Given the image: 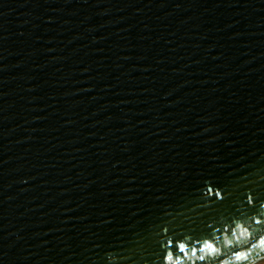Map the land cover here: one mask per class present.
<instances>
[{"label": "water", "instance_id": "1", "mask_svg": "<svg viewBox=\"0 0 264 264\" xmlns=\"http://www.w3.org/2000/svg\"><path fill=\"white\" fill-rule=\"evenodd\" d=\"M261 205L264 0H0V264H264Z\"/></svg>", "mask_w": 264, "mask_h": 264}, {"label": "snow or ice", "instance_id": "2", "mask_svg": "<svg viewBox=\"0 0 264 264\" xmlns=\"http://www.w3.org/2000/svg\"><path fill=\"white\" fill-rule=\"evenodd\" d=\"M216 195L219 197L220 194L217 192ZM222 198V197H221ZM247 203L253 204L254 200L251 195L247 197ZM261 207H264V205H261ZM264 215V213H262ZM255 223L260 224L261 220L257 219ZM237 228H241L242 226L237 225ZM224 231H229V229H224ZM164 232L167 233L168 229H164ZM245 233H248L247 228H243L241 235H244ZM232 236H236L237 232L233 229L231 230ZM159 235V233L157 234ZM147 241V238H146ZM150 243V241H148ZM155 243L160 246V253L159 255L162 258L163 264H181V258H198L201 262L205 261L206 256L203 255V253H208L210 256H214L218 253L217 247L209 240H204L202 243H199L198 246H191L189 247L184 242H181L180 237L176 238H168L164 240H156ZM191 242H189L190 244ZM259 245L262 249H264V237H262L259 241ZM257 245L253 244L252 247L255 248ZM148 248H145V251H147ZM236 260L238 261H246L248 256L245 252H235L234 253Z\"/></svg>", "mask_w": 264, "mask_h": 264}]
</instances>
